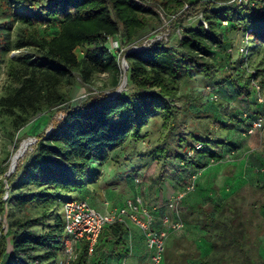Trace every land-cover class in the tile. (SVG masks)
Returning <instances> with one entry per match:
<instances>
[{
	"label": "trees",
	"instance_id": "obj_1",
	"mask_svg": "<svg viewBox=\"0 0 264 264\" xmlns=\"http://www.w3.org/2000/svg\"><path fill=\"white\" fill-rule=\"evenodd\" d=\"M230 1L0 0V52L4 56L13 50L21 52L8 61L9 75L16 85L0 96V117L8 122L9 135L13 137L37 114H49L56 107L62 112V118L53 122L47 133L36 137L31 158L5 177V183L0 182V264H60L64 222L58 206L69 199L85 200L88 187L97 183L112 153L140 140L148 119L161 116L169 131L174 130L177 109L173 102L179 99L182 81L204 76L211 85L227 83L224 89L228 94L233 91L251 101L253 113L236 110L228 115L232 121L243 117L244 132L261 112L253 82L258 81L263 89L264 64L249 72L242 84L238 78L241 71L232 59L239 48L232 50L231 42L241 34L264 45V0H249L253 6ZM151 3L174 15L171 24L182 28L180 37L176 45L155 41L144 49L130 50L157 16ZM199 14L201 21L183 28ZM15 25L23 28L12 43L10 31ZM53 25H58L57 32H48ZM40 27L47 32L40 34L38 29L36 34ZM110 38L128 47L121 56L127 64L129 90L112 98L102 94L70 104L61 85L73 80L74 74L89 83L96 73L108 72L112 89L119 86L123 73L119 56L107 46ZM80 48L84 50L78 56ZM219 50L230 59L221 70L227 73L223 78L218 77L220 64L215 59ZM205 140L213 141L209 137ZM199 143L202 148L192 156L177 155L184 167L202 168L208 160L221 158L212 147ZM214 143L234 150L225 142ZM258 189L264 190V186ZM213 210L215 216L211 215ZM180 219L207 230L205 239L213 248L215 240L222 249L232 248L241 257V264H264V259L256 261L250 256L247 228L232 198L220 206L199 204L180 214ZM108 233L117 246L122 245L123 224L109 226ZM75 253L70 264H87L84 240ZM164 255L176 264H185L187 258L200 264L225 263L222 254L218 258L199 256L191 250L177 254L167 245Z\"/></svg>",
	"mask_w": 264,
	"mask_h": 264
},
{
	"label": "rangeland",
	"instance_id": "obj_2",
	"mask_svg": "<svg viewBox=\"0 0 264 264\" xmlns=\"http://www.w3.org/2000/svg\"><path fill=\"white\" fill-rule=\"evenodd\" d=\"M150 6L153 7L157 16L152 18L149 25L141 33L139 40L132 47L140 46L144 49L146 48L144 45L146 46L155 41H164L169 45H176L182 28L172 26V17L170 16L172 13L166 12L152 3ZM201 20L199 14L186 22L183 28H192ZM22 28L23 26L15 25L10 31L12 43L20 36ZM57 30L58 25H53L48 32L56 33ZM37 31L40 34H45L47 28L40 27L34 32L37 34ZM113 41V39L109 40L107 46L112 50V53L119 56V65L122 72L125 65L121 53L128 47H121L119 40L118 44L113 43ZM231 44L232 50L244 49L243 53L239 52L232 58L235 61L233 66L238 67L241 71L238 78L243 84L246 82L249 72L262 68L264 64V45L254 43L251 38L243 37L241 34L235 36ZM83 50V48L77 49L76 54L80 56ZM20 53L13 50L4 56L0 52V96L6 93L8 88L16 85V82L9 75L8 61L10 57L18 56ZM246 53L248 56H246ZM215 59L220 64L218 77L227 76V73L221 72V70L224 69L225 62L230 59L222 50L217 51ZM122 79L123 77L120 79L119 86L112 89V77L108 72L96 73L91 77L89 83H85L77 74H74L73 80L62 83L61 90L69 95L70 104L75 105L88 96L102 94L108 96L113 93L116 95L125 93L130 86L127 82L122 84ZM210 82L204 76H194L190 80L182 81L179 87V99L173 102V106L177 109L174 130L169 131V126L164 124L161 116L148 119L142 130L140 140L130 141L125 147L116 149L112 153V158L102 168L97 183L88 187L87 196L101 204L108 202L112 206H117L127 198L140 193L148 205L154 203L161 196L159 193H162L165 197L167 185H170L173 190L183 189L188 185L191 176L194 175L196 176V187L197 180L201 176V179H199L201 186L198 191H196V188V192L190 193L191 195L186 200L187 204L221 202L231 196L228 194L231 191H226V194H228L226 196H220V191L222 188L225 189L227 184L228 188L232 184L235 169L231 172H227L225 169L222 174L220 173L221 175H217L214 171L210 172V168L211 170H217V167H220L215 164L216 161L214 160H208L202 168L189 166V169H185L186 166L184 167L177 155L192 156L195 154V146L201 141L218 153L224 145H217L214 141L227 144L229 142L234 151L240 150L241 152L243 150V157L248 156V159L252 161V163L250 161L248 163L251 167L249 177L244 179V184L240 190L232 194L231 198L237 205L242 222L245 223L247 228L248 241L246 247L250 251V256L259 261L261 258L264 259V190L257 187L263 185L264 181H257L255 168L258 163L257 158L264 157V128L252 136H246L242 129L245 125L243 117H241L242 120L233 119L232 121L228 115L236 110L253 113L249 108L253 104L233 91L228 94V90L226 92L227 83L211 85ZM262 88L264 95V87ZM214 95L216 98H213ZM61 118L62 112H60L59 107L54 108L49 114H37L12 137L9 135L11 129L8 122L0 117V182L4 183L6 171L13 160V156L21 150V144L29 142L16 160V167L26 163L34 153L36 142L33 143L28 140H34L37 136L47 133L53 122ZM228 124H233V127L228 126ZM207 137L213 140L212 143L205 140ZM15 145L17 146L16 149ZM143 170L149 172L150 179L139 189L134 184L133 174ZM240 170H242L241 167ZM257 173L259 172L257 171ZM225 178H228V182ZM58 212L61 213V204L58 206ZM226 215L228 214L226 213ZM48 223L51 224L52 220H49ZM3 226L6 230L5 220H3ZM196 227L198 229L197 234H209L207 230L202 229L199 225ZM215 241L217 246L213 248L210 256H217L218 258L222 254L225 257V263L223 264H241V257L238 256V253L236 254L232 248L222 249L219 240ZM58 260L61 264V255Z\"/></svg>",
	"mask_w": 264,
	"mask_h": 264
},
{
	"label": "built area",
	"instance_id": "obj_3",
	"mask_svg": "<svg viewBox=\"0 0 264 264\" xmlns=\"http://www.w3.org/2000/svg\"><path fill=\"white\" fill-rule=\"evenodd\" d=\"M231 2L237 5H254L249 0H231ZM171 17L173 18L174 15ZM224 25H226V22H224ZM112 39L110 38L108 41ZM113 40V43L118 44L117 38ZM147 46L149 44L144 45V47ZM142 48L133 46L130 50H141ZM239 52L243 53L244 49L240 48ZM253 90L255 102L261 108V112L254 115L250 125L245 127L244 134L246 136H252L264 128V95L258 81L253 82ZM115 96L116 94L113 93L107 97L112 98ZM213 98H216V96L214 95ZM247 117L244 114V118ZM201 148L202 144L198 143L195 146V151ZM234 152V150L228 149L223 158L232 159ZM185 169H189V167ZM149 179V172L144 170L133 174L134 184L138 188ZM195 189L196 176L193 175L188 185L168 200L165 205L166 210H163L162 207L148 206L140 193L127 198L121 205L115 207H109V203L104 202V210L91 207L85 200L69 199L65 201L61 207L64 222L61 264H70L74 261L76 249L83 240L87 244L88 253L92 254L103 229L116 223L135 225L142 232L145 246L150 252V264H161L168 237L172 233L181 231L185 226L180 219L181 202L187 194L194 192ZM6 197L7 193H5L3 199L5 200ZM120 264H127V262L122 260Z\"/></svg>",
	"mask_w": 264,
	"mask_h": 264
},
{
	"label": "crops",
	"instance_id": "obj_4",
	"mask_svg": "<svg viewBox=\"0 0 264 264\" xmlns=\"http://www.w3.org/2000/svg\"><path fill=\"white\" fill-rule=\"evenodd\" d=\"M240 139H243V138H240ZM240 139H238V141H240ZM228 148L229 146L223 147L222 150L218 152L220 153L221 158L216 160L215 164H218L220 167H217V170H211L210 168V172L214 171L218 175L220 173L222 174V172L225 169L227 172H231L233 169H235L233 173L234 180L231 181L232 184L229 185V188L227 184V187L225 189L222 188L220 191V196H223V195L226 196L228 194L231 196L229 198H225L221 202H213V203H208V204L197 203V204L190 205V204H187L186 200L188 196L191 194H187L181 202L180 214H186L187 212L191 211L193 207L199 204L204 205V206L209 205V204L212 206H220L227 200L231 199V197L233 196L232 194H235L237 191L240 190L241 186L244 184V181H245L244 179L249 177L248 175H249V172H251V167L248 163L249 161L252 163V161L248 159V156L243 157L242 155L243 150H241V152L240 150L235 151L232 159L230 160H228V158L226 157L223 158V155H225L228 152ZM257 160H258V163H257L258 165L256 164L255 172L257 176L256 179L258 182H260L261 180L264 181V157L257 158ZM238 166H239V169H238ZM240 167L242 170H240ZM257 171L259 173H257ZM199 179H201V176L197 180L196 191H198L199 187L201 186ZM225 179H227L226 182H228V178H225ZM263 186L264 184L261 186H258V188L263 187ZM181 190L182 189L173 190V188H171L170 185H167L165 197L163 196L162 193H159L161 196H159L158 199L154 203L148 204V206H151V207L154 206L158 208L162 207L163 210H166L165 205L168 202V200L174 194H176L177 192ZM226 191L227 192L231 191V192L226 194ZM85 200L91 207H94L99 210L105 209L103 205L104 203L101 204L95 200H92L90 199L89 196L85 197ZM109 207H115V206H112L109 204ZM215 214L216 213L213 210L211 215L215 216ZM184 224L185 226L181 231L170 234L166 242L167 247H171L174 250V253H177V254H185L189 250H191V251H196L197 255L199 256H210L212 254L213 247L210 242L208 241L206 242L204 234L196 233L198 231L196 227L197 225L189 224L187 222H184ZM124 227H125V233L121 237L122 245L117 246V244L114 243V240L108 233L109 226H107L102 231L94 247L93 253L89 254L87 251V255H88L87 264H120L122 260H125L127 264H150V252L145 246L142 232L135 225L131 223H127L126 225H124ZM174 241L176 242V244L174 243ZM161 264H176V263H173L172 261L166 259L165 255H163V260ZM185 264H200V261L197 259L187 258L185 260Z\"/></svg>",
	"mask_w": 264,
	"mask_h": 264
},
{
	"label": "water",
	"instance_id": "obj_5",
	"mask_svg": "<svg viewBox=\"0 0 264 264\" xmlns=\"http://www.w3.org/2000/svg\"><path fill=\"white\" fill-rule=\"evenodd\" d=\"M123 60H124V58H123ZM124 65H125V67L123 68V71H122V73H123L122 77H123V78H124L125 75H126V69H127V64H126L125 60H124ZM28 141H31V142L35 143L37 140H36V139H34V140L29 139ZM22 144H23V143H22ZM22 144H21V145H22ZM21 145H20V147H21ZM20 147H19V149H20ZM15 167H16V166H14V165L12 166V162H11V163H10V166L8 167V170L6 171L5 177H9V176L14 172Z\"/></svg>",
	"mask_w": 264,
	"mask_h": 264
},
{
	"label": "bare ground",
	"instance_id": "obj_6",
	"mask_svg": "<svg viewBox=\"0 0 264 264\" xmlns=\"http://www.w3.org/2000/svg\"><path fill=\"white\" fill-rule=\"evenodd\" d=\"M125 82H127L126 75H125V77L122 79V84H125ZM28 143H29V142H24V143L22 144V148H21V150H20L17 154H15V155L13 156L12 166H13V165H14V166L16 165V160L18 159L19 155L25 150V148H26V146L28 145Z\"/></svg>",
	"mask_w": 264,
	"mask_h": 264
}]
</instances>
